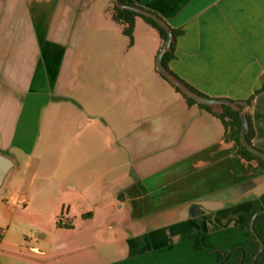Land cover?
Wrapping results in <instances>:
<instances>
[{"label":"crops","instance_id":"0c3cea01","mask_svg":"<svg viewBox=\"0 0 264 264\" xmlns=\"http://www.w3.org/2000/svg\"><path fill=\"white\" fill-rule=\"evenodd\" d=\"M129 3L183 31L169 62L183 82L252 99L264 152V0ZM113 4L0 0V153L17 166L0 197V264H218L249 241L263 169L236 156L221 112L162 77L159 33L138 17L131 44ZM102 54L120 59L107 75L91 65Z\"/></svg>","mask_w":264,"mask_h":264},{"label":"trees","instance_id":"16d2710c","mask_svg":"<svg viewBox=\"0 0 264 264\" xmlns=\"http://www.w3.org/2000/svg\"><path fill=\"white\" fill-rule=\"evenodd\" d=\"M124 3L129 4V0H122ZM113 12V20L121 26L122 32L125 36L130 39V43L133 44L134 42V29H135V22L136 18L140 17L146 21L148 25L154 28L160 35L163 45L167 40V31L163 29L157 22L153 21L152 19L146 18L142 15L134 13L128 10H122L115 5V2L112 7ZM174 36L175 41L172 45V49L168 52L164 57V66L170 71L169 69V62L175 58V48H176V40L177 38L183 34L182 30L174 29ZM163 77V76H162ZM167 82H169L165 77H163ZM185 83V82H184ZM193 91L199 93L200 95L205 96L204 94L200 93L194 87L186 83ZM173 86V85H172ZM176 91L183 95L186 99L188 104L190 105H199L200 107L207 109L211 113L213 109L211 107L203 106L195 102L193 99L184 95L177 87L173 86ZM246 102L251 104L252 99H248ZM218 118H220L227 130V140L234 143V153L236 156L246 159L248 161H256L260 167L264 171V161L251 154L245 147L241 144V130H242V121L240 117V111H235L230 107L225 106L221 113H214ZM248 122H249V133L247 135V139L250 143H252V139L254 136L252 123L250 119V115L247 114ZM260 211H264V195L260 197L259 200L254 202L250 208V210L244 215L243 219V227L248 230L249 232V241L240 249H236L231 253H226L220 256L218 264H254V258L258 254L260 243L255 235L251 232L250 223L254 215ZM254 228L256 231L257 236L260 240L264 243V214L258 216L254 223ZM229 255V256H228ZM228 256V257H227ZM227 257V258H226ZM256 264H264V249L260 256L257 259Z\"/></svg>","mask_w":264,"mask_h":264},{"label":"water","instance_id":"95a60500","mask_svg":"<svg viewBox=\"0 0 264 264\" xmlns=\"http://www.w3.org/2000/svg\"><path fill=\"white\" fill-rule=\"evenodd\" d=\"M115 5L122 9L132 11L139 15H142L146 18L152 19L157 22L163 29L167 31V40L163 45L162 49L159 52L157 57V69L160 74L165 77L170 84L177 87L184 95L193 99L200 105L211 107L215 112H222L225 106L232 108L235 111H240V117L242 121V130H241V144L243 147L247 149L251 154L261 158L264 161V152L253 146L247 139V135L249 133V122L247 118V111L250 108V104L248 102H234L225 99H212L200 95L199 93L193 91L186 83H184L180 78H178L174 73L169 71L164 66V57L165 55L171 51L172 45L175 41V36L173 29L170 25L158 14L148 11L144 8L124 3L122 0H114ZM17 173L16 163L8 156L0 153V197L3 196L7 192L8 184L11 178ZM264 214V211H260L254 215L250 223L251 232L255 235L260 243L258 254L254 258V264H256L258 257L262 253L264 249V243L257 236L254 223L258 216Z\"/></svg>","mask_w":264,"mask_h":264},{"label":"rangeland","instance_id":"374dc122","mask_svg":"<svg viewBox=\"0 0 264 264\" xmlns=\"http://www.w3.org/2000/svg\"><path fill=\"white\" fill-rule=\"evenodd\" d=\"M106 44H107L106 38H103V40L101 41L102 47L103 48L106 47ZM113 46H115V45H113ZM101 56H102L101 62H103V63L100 64V62H99V65H98L97 64L98 62L95 60V61H93L91 63V65L98 66V67H100L101 65H103L102 69H104L105 75H107V73H109L110 70H114V66H115L116 59H117V61L120 60V59H118L116 57V59H114L115 61H113L114 63L113 62L111 63V62H109V59H107L105 55L102 54ZM82 59H83L82 60L83 62H80V63L78 62L76 64V66H75V69H74V74H73V79H74V83H73L74 91L73 92L74 93H78V90L77 89L80 87V83H79V81H77V79L82 78L81 75H82L83 69L85 68L84 67V63L86 62V60H88L87 52L84 53V56H83ZM92 72H94V75L93 76H96V71H92ZM91 77H92V74L91 73H88V75H86V77H85V80L90 79ZM86 92H88V90Z\"/></svg>","mask_w":264,"mask_h":264},{"label":"built area","instance_id":"2783aa9c","mask_svg":"<svg viewBox=\"0 0 264 264\" xmlns=\"http://www.w3.org/2000/svg\"><path fill=\"white\" fill-rule=\"evenodd\" d=\"M1 239H2V237H1V233H0V242H1Z\"/></svg>","mask_w":264,"mask_h":264}]
</instances>
